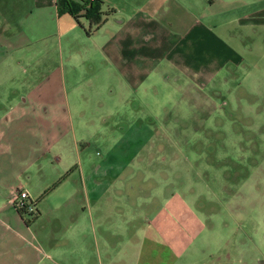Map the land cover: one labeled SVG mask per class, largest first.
Listing matches in <instances>:
<instances>
[{
	"label": "crops",
	"instance_id": "1",
	"mask_svg": "<svg viewBox=\"0 0 264 264\" xmlns=\"http://www.w3.org/2000/svg\"><path fill=\"white\" fill-rule=\"evenodd\" d=\"M98 1L91 22L58 13L55 0H0V197L16 211L22 187L37 212L5 227L0 264H96V246L97 264H112L111 249L118 264H228L221 248L199 244L209 225L174 169L203 164L195 144L226 135L223 121H260L264 136L263 106L232 108L238 92L264 83V0ZM81 35L89 48L62 51V37ZM30 138L33 157L16 151L30 150ZM50 148L62 160L54 185L17 184L16 164H42ZM64 182L61 199L77 208L51 211L54 228H33L41 199Z\"/></svg>",
	"mask_w": 264,
	"mask_h": 264
},
{
	"label": "rangeland",
	"instance_id": "2",
	"mask_svg": "<svg viewBox=\"0 0 264 264\" xmlns=\"http://www.w3.org/2000/svg\"><path fill=\"white\" fill-rule=\"evenodd\" d=\"M79 20V24L86 28V20L83 17H80ZM78 38L69 39L65 43L62 37V51L63 49L74 50L90 47L89 37L81 35V39ZM55 45L56 37L52 35L47 40V50L52 48L53 51ZM52 61L53 58L47 65ZM22 75L23 73L19 72L17 76ZM237 95L242 97V101L239 104H232L233 112L236 115L250 112L249 108L245 107L246 99L254 109H258V105L264 107V83H260L259 87L252 89L249 95L240 92ZM256 103L259 104L256 106ZM212 125L214 122L208 126L212 128ZM235 125L239 128L236 131L237 135L230 136L229 130L235 129ZM222 126L224 131L227 130V132L225 131L226 135L214 137L208 132L203 135L205 137H202L199 143L195 144L196 148L191 155L195 161H202L203 164H200L201 166L192 164L193 167L188 169L175 168V179L178 180V177L183 176L188 178L185 184H178V186L190 193L192 196L190 202L209 225L206 227L208 233L203 238L197 239L201 240L198 241L199 244L204 246L206 244L208 253L218 252L221 248L224 254L220 257H225L224 260H228V264H264V136L258 131V128L262 127V123L260 121L235 120L233 125L230 121H223ZM247 131L253 132L255 135L252 136ZM29 140L31 142L30 150L20 148L16 151L33 157L36 155L32 150L35 139L30 138ZM220 144L224 146V149L219 147ZM207 145L210 147L206 151L205 148L199 149V147ZM49 150L50 152H46V162L42 164L32 162L25 164L24 168H18L16 164L15 182L29 187L33 193L43 190L47 192L60 178L61 173L63 175L62 160L60 162L57 159H52L55 150L54 148ZM176 166L178 167L177 163ZM4 170L10 171V169ZM1 171L0 168V174ZM70 189L69 182H64L59 187L51 189L41 199L39 210L42 214L37 222L32 223L33 228L41 227V225L44 230L46 227L54 228V221L50 219L51 211L56 209L71 211L77 208L75 207L76 201L64 199V197L61 199V196ZM186 195L189 194L186 193ZM3 204L4 201L0 197V240L5 227L15 224L12 218H20L22 224L23 220H31L28 213L21 212L19 217V213H16L11 206L7 208ZM83 205L86 210V205ZM209 219L211 222H208ZM61 232L66 234L64 228ZM70 235L74 236L72 233ZM118 256V250H110V257L113 258L112 264H118L115 262ZM102 259L103 249L96 246V264Z\"/></svg>",
	"mask_w": 264,
	"mask_h": 264
},
{
	"label": "trees",
	"instance_id": "3",
	"mask_svg": "<svg viewBox=\"0 0 264 264\" xmlns=\"http://www.w3.org/2000/svg\"><path fill=\"white\" fill-rule=\"evenodd\" d=\"M56 11L59 12H68L72 16H74L77 20L80 15L89 19L91 22H98L100 20V11H99V1L92 0L86 4L84 0L82 3L77 2L75 0H55ZM82 11L80 12V10ZM87 30V29H86ZM34 205V201L32 200ZM16 211L20 214V210L15 208ZM35 212L31 215V218L36 214Z\"/></svg>",
	"mask_w": 264,
	"mask_h": 264
},
{
	"label": "built area",
	"instance_id": "4",
	"mask_svg": "<svg viewBox=\"0 0 264 264\" xmlns=\"http://www.w3.org/2000/svg\"><path fill=\"white\" fill-rule=\"evenodd\" d=\"M86 4L92 0H84ZM12 204L20 212H26L30 216L35 212V207L32 203V199L29 197L27 191L24 188H18L12 196Z\"/></svg>",
	"mask_w": 264,
	"mask_h": 264
}]
</instances>
